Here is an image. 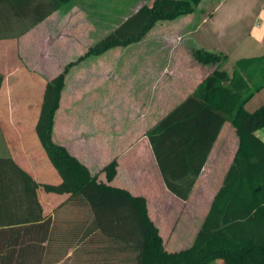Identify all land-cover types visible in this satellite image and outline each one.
Segmentation results:
<instances>
[{
  "label": "crops",
  "instance_id": "obj_1",
  "mask_svg": "<svg viewBox=\"0 0 264 264\" xmlns=\"http://www.w3.org/2000/svg\"><path fill=\"white\" fill-rule=\"evenodd\" d=\"M67 6L33 23L18 18L7 3H0V74L4 76L0 86V125L22 122L20 129L14 125L11 131L0 133V157L7 152L13 154L14 160L39 184L37 192L44 217H54L56 209L70 194L44 189L43 184H58L62 178L36 132L42 106L31 132L28 127L25 128L26 115L18 113L21 107L17 113L14 111V103L18 100L12 91L20 90L24 85L17 81L19 76L38 75L33 72L34 66H42L39 72L42 73V80L45 59L51 54L59 58L64 52H71L74 43L79 40L64 28L69 21L75 23L76 11L82 8L69 9ZM195 13L167 21L168 34L159 31L152 36L156 40L153 50H143L144 42L149 39L146 38L122 50H107L100 55H92L96 59L106 56L99 61V72L94 61L70 68L53 122V140L66 146L93 175H98L99 180L108 182L103 168L117 159L116 175L110 184L146 198L149 215L159 228L164 247L169 252L187 249L194 243L233 163L240 138L231 122L223 124L191 195L182 200L166 187L146 133L181 104L213 71L214 68H206L209 64L194 58L193 48L223 52L228 57L236 52L235 63L241 58L264 55V0L202 2ZM158 28H163V25ZM158 41L169 42L168 57L161 51L156 43ZM188 43H193L190 48L186 46ZM178 49L183 52H178ZM82 52L83 49L78 54ZM178 53H181L180 58ZM117 57L126 58L122 69L128 85H132L127 88V97L118 104V109L112 101L110 89L105 88L111 74L118 70L115 68H118L119 62L114 61ZM97 74L101 77L96 78ZM87 76L90 86L86 99L88 104L82 107L85 99L81 102L80 95L83 90L76 93V90L70 91L67 87L72 78L73 82H80L83 79L86 81ZM82 95L85 96V93ZM260 107H264V88L246 103L247 110L251 112ZM256 134L264 140V128ZM24 213V209L15 206L14 195L0 196V218L21 217ZM64 215V212H59L60 217ZM81 232L80 228L51 231V236L43 243H25L16 247L23 253L13 256L8 264H63L71 259L74 250L64 235L73 236L74 240V236H79ZM210 264L225 263L215 260Z\"/></svg>",
  "mask_w": 264,
  "mask_h": 264
},
{
  "label": "trees",
  "instance_id": "obj_2",
  "mask_svg": "<svg viewBox=\"0 0 264 264\" xmlns=\"http://www.w3.org/2000/svg\"><path fill=\"white\" fill-rule=\"evenodd\" d=\"M71 0H0L18 18L37 23ZM201 0H153L128 16L77 61L117 46L139 42L158 21L174 20L195 11ZM194 58L214 65L213 71L173 110L146 133L166 187L187 200L225 122L240 138L239 148L216 193L211 208L187 249H165L144 196L111 185L117 159L103 170L101 181L66 146L53 140V122L69 68L52 78L45 89L36 132L62 180L43 184L46 191L69 193L55 211L42 214L39 184L10 157H0V196H15L21 217L0 218V262L8 264L25 243L45 242L51 231L80 228L79 236L64 235L73 255L63 264H264V107L254 112L246 103L264 88V55L237 60L232 75L221 68L228 55L193 48ZM4 76L0 74V86ZM64 212L60 217L59 212ZM73 258V259H72ZM19 264V263H18Z\"/></svg>",
  "mask_w": 264,
  "mask_h": 264
},
{
  "label": "rangeland",
  "instance_id": "obj_3",
  "mask_svg": "<svg viewBox=\"0 0 264 264\" xmlns=\"http://www.w3.org/2000/svg\"><path fill=\"white\" fill-rule=\"evenodd\" d=\"M152 1L153 0H71L66 8L73 9L74 7H78V8H82V10L76 11L77 16L74 19L75 23L73 24L69 21L67 24H65L64 31L66 32L70 31L68 32V34H74L76 38L79 40L74 43V46L71 48V52L69 53L64 52L63 55H61V57L59 58L53 57L51 54L49 55L50 57L48 59H45L46 68L43 66V70L45 72H44L42 80L40 79V76H42V73H39L40 70L42 71V66L39 68H35L34 66L33 72L38 73V75L28 76L24 74V75L19 76L17 78V81L20 80V83L24 85L22 86L20 90L12 91V94L18 100V103L16 104L14 103L15 113H17L19 108L21 107V110H19L18 113L26 115L27 119L25 122V128L28 127L29 130L33 132V127L38 117L40 106H42L41 104L43 103L42 100H43L44 91L46 89L45 86H47L48 82L52 78L60 74L63 71V69L72 62H76V63L73 64L70 68H73L74 66L79 65L81 63L82 64L87 63L86 65H88L94 61V63H97V68L99 67L98 68V72H99L101 69V65L99 64V61L100 59L104 60L106 56L96 59L95 56L91 55V56L85 57L84 59L80 61H77L79 59V56H83L91 46H93L98 41H100L103 37H105L107 34L112 32L128 16L133 14L136 9L138 10L143 5H151ZM209 1L211 2L214 0H201L196 8L199 9V7H201L202 2H209ZM195 11H193L192 13H195ZM192 13H189V14H192ZM184 15H188V14H184ZM163 21H160V22L158 21L156 25L142 38L141 41H143L146 38H149L147 39V41L144 42L145 44L143 45L144 46L143 50H153V46L156 45L154 41L156 40L155 38L152 39V36L156 32L160 31L163 34H166V35L168 34V22L167 21L169 20H163ZM161 25H163V28L159 29L158 27H160ZM158 42L156 43L158 44V46L162 48L161 51H164L165 56L168 57V52H169L168 49L170 46L169 42L167 41H164V42L158 41ZM135 43H138V42H135ZM135 43H132V44H135ZM209 43H211L210 45L212 46V42L210 41ZM191 44L188 43L186 46L190 48ZM130 45L117 46L109 50H112V51L122 50ZM82 49L84 53L82 52V54H78L79 51ZM178 52H183V51L182 49H178ZM235 53L236 52H232L229 55L224 66L223 67L221 66V68L227 70L230 73H233V70H234V65H235V60H236ZM180 54L181 53L177 54L178 58H180ZM117 58L114 59V61L119 62L118 68H115L118 70L116 71V73L113 72L111 74L110 82H107V84L105 85V88L110 89L112 101L114 105L116 106H118V104L121 103V101H124V99H126L127 88L132 86L130 84L128 85V82L126 81L127 79L126 74L123 72V69H122V64L126 61V58L125 57L124 58L117 57ZM19 60H21L20 62L23 63L22 59H19ZM206 68H209V70H211L214 68V65H209ZM100 77L101 76L97 74L96 78H100ZM85 79L86 81L83 79L80 82L79 80H76L75 82H73V78H72L70 86L67 87V90L72 91L74 89L76 90L75 91L76 93L77 91L80 92V90H83L80 95L81 102L83 99H85L82 102L83 104L82 107H87L88 101L86 99H88V96H87L88 91H89L88 89L90 88L89 83H88V76ZM107 89L105 90V92L107 91ZM103 92H104V89L102 88L101 93ZM84 93H85V96L82 95ZM98 95H101V94L98 92ZM96 105H97V102H96ZM118 108L120 107L118 106L117 109ZM3 110H6V107H3ZM21 124L17 122L2 123L0 125V133L4 134V132H7L9 129L11 131L14 125L20 129V127H22ZM4 157H10L14 160L13 154H11L10 152H7V155H5Z\"/></svg>",
  "mask_w": 264,
  "mask_h": 264
}]
</instances>
